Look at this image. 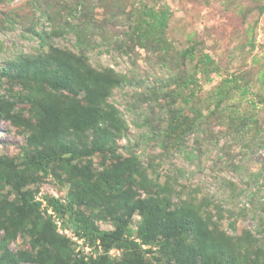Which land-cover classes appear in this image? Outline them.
Returning a JSON list of instances; mask_svg holds the SVG:
<instances>
[{"label": "rangeland", "instance_id": "374dc122", "mask_svg": "<svg viewBox=\"0 0 264 264\" xmlns=\"http://www.w3.org/2000/svg\"><path fill=\"white\" fill-rule=\"evenodd\" d=\"M149 8L165 11L164 37H144L149 27L138 17ZM263 8L264 0H0V68L17 56L43 55L53 44L94 70H112L116 80L105 102L117 120V128L111 125L115 156L96 153L81 164L100 173L136 157L146 180L137 177L141 187L122 193V206L129 194L132 202L167 196L172 209L194 206L225 245L252 240V246L241 244L251 258L255 247L264 253ZM38 34L44 35V47ZM186 50L192 61L181 57ZM21 91L0 74V97L17 101ZM12 111L32 122L26 104L19 102ZM28 127L0 118V159L22 163L42 150L28 144ZM67 139L80 148L96 136L90 130ZM31 177L29 189L39 201L65 200L71 189L56 163L47 176ZM14 190L0 186V198L13 201ZM117 202L108 211H93L100 230H115L123 220L117 222L124 212ZM41 211L52 214L45 205ZM139 220L133 215L128 225L132 236ZM67 235L76 253L91 252L70 230ZM6 237L1 227L0 254L3 244L11 253L31 250V236ZM93 252L103 254L100 247Z\"/></svg>", "mask_w": 264, "mask_h": 264}, {"label": "trees", "instance_id": "16d2710c", "mask_svg": "<svg viewBox=\"0 0 264 264\" xmlns=\"http://www.w3.org/2000/svg\"><path fill=\"white\" fill-rule=\"evenodd\" d=\"M138 20L149 27L144 37L151 33L164 37L165 11L149 8L141 12ZM38 35L40 46L44 47V35ZM180 55L187 56L189 61L194 59L190 50ZM205 61L207 65L213 64L209 56H205ZM0 74L22 90L17 101L0 97V118L17 126L29 125L28 144L42 148L22 163L0 159V186H13L16 195L13 201L0 198V228L5 227L6 241L16 234L31 236L30 251L11 253L3 244L0 264H260L259 259L264 256L261 247H255L250 258L241 244L252 246V240L225 245L221 234L210 229L209 220L194 206L183 204L172 209L167 196L162 200L149 197L132 202V194L122 206L119 201L122 193L132 185H139L137 177L146 180L136 157L107 166L100 173L92 169V164H81V160L96 153L109 152L111 157L115 156L111 125L117 128V120L105 102L116 80L112 70H94L83 58L50 44L43 55H21L7 60ZM19 102L28 106L32 122L12 111ZM90 130L96 139L89 147L79 148L67 142L68 137ZM54 163L70 181L71 189L65 200L44 196L39 201L29 189L31 176L37 172L47 176ZM114 201L124 210L117 222L121 217L123 220L116 222L115 230L102 231L94 216L102 209L110 210ZM43 205L45 212L49 210L52 214L44 216ZM82 207L90 208L92 213L83 214ZM95 209L99 211L93 215ZM133 215L140 220L132 236L128 225ZM69 230L92 249L89 254L74 251L75 241L64 232ZM99 247L103 254L94 257L92 251L97 253ZM113 248L121 250L119 257L109 256Z\"/></svg>", "mask_w": 264, "mask_h": 264}, {"label": "clouds", "instance_id": "9594fccd", "mask_svg": "<svg viewBox=\"0 0 264 264\" xmlns=\"http://www.w3.org/2000/svg\"><path fill=\"white\" fill-rule=\"evenodd\" d=\"M110 253H113V254H116V256H120V254H121V250H118V249H115V248H113V249H111L110 251H109V255H110Z\"/></svg>", "mask_w": 264, "mask_h": 264}, {"label": "built area", "instance_id": "2783aa9c", "mask_svg": "<svg viewBox=\"0 0 264 264\" xmlns=\"http://www.w3.org/2000/svg\"><path fill=\"white\" fill-rule=\"evenodd\" d=\"M59 232H61V233H62L63 231H59ZM64 232H65V233H67V231H64Z\"/></svg>", "mask_w": 264, "mask_h": 264}]
</instances>
